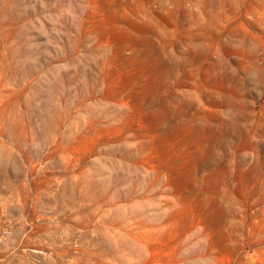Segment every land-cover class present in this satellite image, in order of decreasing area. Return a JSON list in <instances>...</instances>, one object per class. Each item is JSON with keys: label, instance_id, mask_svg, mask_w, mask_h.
<instances>
[{"label": "rangeland", "instance_id": "374dc122", "mask_svg": "<svg viewBox=\"0 0 264 264\" xmlns=\"http://www.w3.org/2000/svg\"><path fill=\"white\" fill-rule=\"evenodd\" d=\"M0 264H264V0H0Z\"/></svg>", "mask_w": 264, "mask_h": 264}]
</instances>
